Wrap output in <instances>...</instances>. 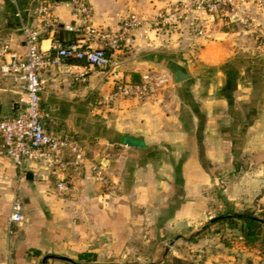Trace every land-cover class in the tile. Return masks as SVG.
<instances>
[{
    "label": "crops",
    "instance_id": "0c3cea01",
    "mask_svg": "<svg viewBox=\"0 0 264 264\" xmlns=\"http://www.w3.org/2000/svg\"><path fill=\"white\" fill-rule=\"evenodd\" d=\"M43 1L58 4L57 25L73 21L66 0H0V39L11 38L20 56L26 53L21 28L43 26L33 13ZM87 1L94 7L95 25L114 30L131 13L155 14L182 0ZM227 12L235 23L217 21L206 36L186 23L159 33L141 30L106 71L70 61L44 73L42 99L51 130L81 138L91 157L104 163L116 189L112 193L86 172L75 178L71 194L61 197L56 179L40 166H30L20 177L0 140V264H68L85 252L97 255L88 264L121 259L154 264L155 241L171 239L187 241L193 253L206 250L211 264L264 260L257 249L243 244L240 232L237 249L215 229L211 247L199 240L216 228L214 219L224 216L202 227V192L219 169L233 173L243 157L250 163L255 152L264 162V56L238 18L251 15L264 33V0H245ZM70 40L56 28L45 34L41 46L50 50ZM83 71L87 81L75 80ZM178 72L187 79L178 82ZM156 73L169 74L171 82L143 100H105L114 75L142 81ZM20 99L17 87L6 81L0 89V117L16 116ZM28 173L34 178L27 179ZM16 195L25 219L11 224Z\"/></svg>",
    "mask_w": 264,
    "mask_h": 264
},
{
    "label": "built area",
    "instance_id": "2783aa9c",
    "mask_svg": "<svg viewBox=\"0 0 264 264\" xmlns=\"http://www.w3.org/2000/svg\"><path fill=\"white\" fill-rule=\"evenodd\" d=\"M245 0H182L175 6L158 13H131L114 30L95 25V10L87 0H66L71 7L73 21L66 24V31L74 33L77 40L67 44H56L45 50L41 40L45 34L57 28L54 11L55 1H43L34 15L43 21L41 28L23 25L22 36L26 48L24 56L14 51L11 38L0 39V89L11 81L21 96V109L14 117H0V140L5 154L15 163L20 177L32 165L40 166L57 181L56 192L67 197L72 192L75 178L89 172L97 182L113 193L115 183L109 178L104 163L94 160L86 143L78 136L56 133L49 126L50 115L43 107L42 93L46 85L44 73L70 61H81L89 66L108 70L123 53L127 43L141 30L156 33L168 31L186 23L189 30L206 36L217 21L232 26L235 21L229 15V6L238 7ZM238 15V14H237ZM245 30L256 33V49L264 56V33L248 15H238ZM259 32V33H258ZM88 72L76 75L75 80L86 82ZM113 88L106 96L107 102L118 98L143 100L165 87L170 82L167 73L148 74L139 83L113 77ZM23 203L18 195L12 202L11 224L24 221ZM258 264H264V260Z\"/></svg>",
    "mask_w": 264,
    "mask_h": 264
},
{
    "label": "rangeland",
    "instance_id": "374dc122",
    "mask_svg": "<svg viewBox=\"0 0 264 264\" xmlns=\"http://www.w3.org/2000/svg\"><path fill=\"white\" fill-rule=\"evenodd\" d=\"M248 17L251 19V21L256 24V20L254 19V17H252L251 15H248ZM250 33L251 36H254V42L256 47L257 32L255 33V31L250 30ZM112 86L113 82H111V88ZM253 155L254 156L251 157L252 160H250V163L246 157H243L239 161L238 165H235L233 173H227L225 168H220L219 175L213 177L212 184H207L205 186V189L202 192L200 202L205 204L204 210L206 214L204 216V222L202 227L204 225H210V221L219 215H226L229 213L234 215H240L247 212H255L256 214H259L262 209L264 210V162L259 161V159H257L258 152H255V154ZM241 170H244V172L241 173ZM189 200L193 202V199ZM206 229L207 227L204 229V231ZM214 229V227L211 228L208 233H205L203 235V238H199V240H202V244L205 245V247H211L210 244L213 245V241L215 242V235H213ZM238 232L239 231H225L224 233L226 235L225 241L233 242V245L236 247V249L240 247V241L238 239H235V235L238 234ZM194 236L196 237L197 235ZM192 240L196 239L192 238ZM174 246L177 247V250H186L190 254V256L184 257V255H179V252L174 249ZM189 246L191 247V245L187 244V241L177 243L174 239L168 241L156 240L153 244L156 253V256H154L153 258L154 264H178L179 261L186 262L189 264H211V260L209 259L210 257L208 255L209 252H206V250H204L205 253L195 252L198 255L194 256L195 253L189 250ZM201 254L204 256H202ZM79 255L73 257V261L69 260L68 264L91 263L81 260L79 258ZM200 255L201 257H199ZM134 261L135 260H132L131 262L133 264L139 263L138 261ZM55 262L56 261H52L51 264H55ZM128 262V260L121 259V261L117 262V264H126ZM105 263L114 264L113 261L107 260ZM147 264H151V261H148Z\"/></svg>",
    "mask_w": 264,
    "mask_h": 264
},
{
    "label": "trees",
    "instance_id": "16d2710c",
    "mask_svg": "<svg viewBox=\"0 0 264 264\" xmlns=\"http://www.w3.org/2000/svg\"><path fill=\"white\" fill-rule=\"evenodd\" d=\"M57 29L61 34L66 35L70 38V44L77 40L74 33L66 31L64 26H57ZM45 36V35H44ZM43 36V38H44ZM134 83L141 82L140 79L131 80ZM263 213V214H262ZM214 225L218 226L215 228L214 233H223L226 230H237L240 232L243 244L247 248L257 249L261 255H264V210L262 209L259 214L255 212H247L240 215H224L220 216L213 221ZM209 227H207L208 229ZM226 242V241H224ZM39 254V252H37ZM79 258L83 261L94 262L96 261L97 255L94 253L85 252L79 255ZM178 264H189L186 262L179 261Z\"/></svg>",
    "mask_w": 264,
    "mask_h": 264
},
{
    "label": "water",
    "instance_id": "95a60500",
    "mask_svg": "<svg viewBox=\"0 0 264 264\" xmlns=\"http://www.w3.org/2000/svg\"><path fill=\"white\" fill-rule=\"evenodd\" d=\"M176 79H177L178 82H183L184 80L187 79V76L184 73H182V72H178L176 74ZM32 178H34V175L32 173H28L27 174V179H32Z\"/></svg>",
    "mask_w": 264,
    "mask_h": 264
}]
</instances>
